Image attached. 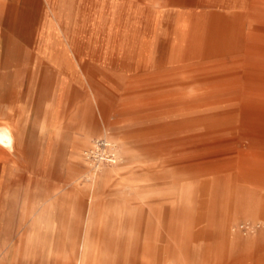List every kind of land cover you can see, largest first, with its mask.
<instances>
[{"label":"rangeland","instance_id":"1","mask_svg":"<svg viewBox=\"0 0 264 264\" xmlns=\"http://www.w3.org/2000/svg\"><path fill=\"white\" fill-rule=\"evenodd\" d=\"M187 1L154 45L126 11L60 21L84 62L76 85L42 14L27 30L0 18V122L16 132L0 149V260L16 254L0 264H264V0ZM144 43L161 66L147 49L144 78H112L102 61Z\"/></svg>","mask_w":264,"mask_h":264},{"label":"crops","instance_id":"2","mask_svg":"<svg viewBox=\"0 0 264 264\" xmlns=\"http://www.w3.org/2000/svg\"><path fill=\"white\" fill-rule=\"evenodd\" d=\"M135 0H0V18L2 20H5L9 22V26L15 29L20 30H27L32 27V22H34L37 18V14H42L46 21V29L41 34H52L53 36L57 37V45L63 49L64 52L68 54L70 57V63L65 65L62 70H60L59 74L61 75V78L68 79L69 84H74L77 82V74L79 73V68L85 69L84 62L82 61V58L79 56V50L76 48V44L74 42V38L72 36L75 35V33H67L62 31L64 29L65 25H63L62 22H65L68 24V21L74 20L75 15L87 13V14H95L98 12H106L110 15H114V13L117 12H127V16L132 17L136 20L137 30L136 32L138 34L145 33L146 28L143 27L142 21H148L150 23L149 28V34L153 37V45L155 38L161 39L162 36L166 35V30L168 28L165 27L166 18L164 17V14L166 13H172L176 14L177 16L174 18V20L181 16L183 13H187L189 9L187 8L188 5L192 4L193 2H188L187 0H138L134 2ZM240 1H247V0H240ZM95 5L100 6H106L105 9L101 7L100 8H93ZM124 6H127V10L123 9ZM137 10L136 14H139L144 11H148L147 16L143 15H131L128 12L132 13L131 9ZM134 6V7H133ZM20 10V12L23 15L22 17V25L19 24L18 20H14L13 13L15 12V9ZM12 10V13H11ZM139 11V13H138ZM133 14V13H132ZM126 16V17H127ZM123 17L121 19V23L119 25V28L114 29L115 33L122 35L124 37V33H128V29L125 27H122L125 24V18ZM112 21V27L113 24L117 23L115 22L114 17H110ZM113 18V19H112ZM91 20L98 19V17L89 18ZM60 21H62L60 23ZM114 33V35H115ZM40 35V34H38ZM79 35V33H77ZM69 44V46H67ZM148 46L145 43L137 45L136 48L139 51L137 54L136 59H130L127 56L121 55H113L114 52L112 51V57L110 61H102L105 65L111 66V73L112 78L120 82L121 80L123 83H130L129 79L130 77L135 78H144V71L146 68L150 65V63L147 62V55L146 50L151 49L152 53L150 55V58L152 57V54L154 53V63L156 68H159L161 66V60H158V57L155 54V46ZM48 47V45H47ZM124 46H121L122 48ZM170 53V50L168 51ZM96 61L102 59V57H96L94 58ZM153 59V58H152ZM42 60L47 64L49 68H51V61L48 58L47 55H42ZM152 62V60H151ZM54 66V65H53ZM62 67V66H61ZM154 67V66H152ZM135 73V75L132 74ZM131 74L133 76H131ZM89 79L92 82V75L90 74ZM120 82V83H122ZM10 122H3L1 121L0 127L4 126L3 128H9L8 131L12 134V148L9 149L3 143H0V149H3L9 153H14L16 148V132L15 128L13 127V124ZM10 126V127H9ZM14 131V132H13ZM15 133V134H14ZM91 136L85 135L83 136V144L84 148L82 151L91 149L92 142H91ZM6 163L2 162L0 160V164ZM100 171H103V175L107 176H113L118 171L115 169V167H107L103 166ZM33 210L29 207H26L25 217H28ZM10 244V242H7L3 238L0 237V249L2 246ZM16 252L12 253L10 258H4L5 260L12 261L15 258ZM3 258H1V261H4Z\"/></svg>","mask_w":264,"mask_h":264},{"label":"bare ground","instance_id":"3","mask_svg":"<svg viewBox=\"0 0 264 264\" xmlns=\"http://www.w3.org/2000/svg\"><path fill=\"white\" fill-rule=\"evenodd\" d=\"M148 26V25H147ZM150 37H151V35H150ZM151 42V41H150ZM149 53V52H148ZM149 58V57H148ZM3 122H5V121H3ZM0 124H1V122H0ZM10 124V123H9ZM4 127V126H3ZM2 126L0 127V143H3V145H5L7 148H9V149H11L12 148V144H11V142H12V134L8 131V129L6 128H3ZM10 127V126H9ZM14 127V126H13ZM182 128V127H181ZM14 132V131H13ZM15 134V133H14ZM107 139H106V141L108 142V147H107V150H106V153L107 152H110L111 153V155L113 156L112 158H109L108 160L110 161V163H112V162H115L116 160H117V158H118V155H117V150H116V146H115V143H114V141L111 139V138H109V137H107V136H105ZM97 147V145H96V143H95V141H93L92 142V147H91V149H88V150H85L84 151V153H85V155H86V157L87 156H89L90 158H91V155H92V153L93 152H95V148ZM100 162H103V161H100ZM93 168H95V167H93ZM96 169H98V170H100L101 168H96Z\"/></svg>","mask_w":264,"mask_h":264},{"label":"built area","instance_id":"4","mask_svg":"<svg viewBox=\"0 0 264 264\" xmlns=\"http://www.w3.org/2000/svg\"><path fill=\"white\" fill-rule=\"evenodd\" d=\"M98 143L99 144H107V146H108V142L106 141V140H104V139H100L99 141H98ZM108 158H112L113 156L111 155V153L107 156Z\"/></svg>","mask_w":264,"mask_h":264}]
</instances>
